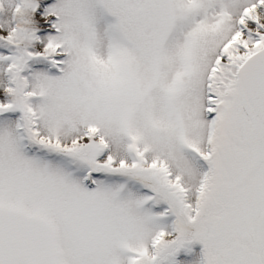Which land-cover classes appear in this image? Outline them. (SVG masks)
<instances>
[{"label": "snow or ice", "instance_id": "obj_1", "mask_svg": "<svg viewBox=\"0 0 264 264\" xmlns=\"http://www.w3.org/2000/svg\"><path fill=\"white\" fill-rule=\"evenodd\" d=\"M0 264H264V0H0Z\"/></svg>", "mask_w": 264, "mask_h": 264}]
</instances>
